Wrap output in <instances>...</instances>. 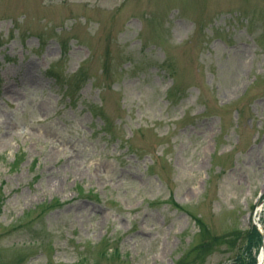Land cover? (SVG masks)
Masks as SVG:
<instances>
[{
    "label": "rangeland",
    "instance_id": "1",
    "mask_svg": "<svg viewBox=\"0 0 264 264\" xmlns=\"http://www.w3.org/2000/svg\"><path fill=\"white\" fill-rule=\"evenodd\" d=\"M263 206L264 0H0V264H250Z\"/></svg>",
    "mask_w": 264,
    "mask_h": 264
},
{
    "label": "water",
    "instance_id": "2",
    "mask_svg": "<svg viewBox=\"0 0 264 264\" xmlns=\"http://www.w3.org/2000/svg\"><path fill=\"white\" fill-rule=\"evenodd\" d=\"M260 258L258 259V261L260 262V259H263V263L264 264V231L262 232V247H261V251H260Z\"/></svg>",
    "mask_w": 264,
    "mask_h": 264
},
{
    "label": "trees",
    "instance_id": "3",
    "mask_svg": "<svg viewBox=\"0 0 264 264\" xmlns=\"http://www.w3.org/2000/svg\"><path fill=\"white\" fill-rule=\"evenodd\" d=\"M257 236H258L259 239H261V235H260L259 232H257ZM253 238L256 239V237H253ZM258 244H260V240H259ZM251 249H252V248H251ZM253 257H254V256H253ZM253 257H252V258H253ZM256 263H257V258L254 257V258L252 259V261L250 262V264H256Z\"/></svg>",
    "mask_w": 264,
    "mask_h": 264
},
{
    "label": "bare ground",
    "instance_id": "4",
    "mask_svg": "<svg viewBox=\"0 0 264 264\" xmlns=\"http://www.w3.org/2000/svg\"><path fill=\"white\" fill-rule=\"evenodd\" d=\"M262 263H263V259L261 258L259 264H262Z\"/></svg>",
    "mask_w": 264,
    "mask_h": 264
}]
</instances>
